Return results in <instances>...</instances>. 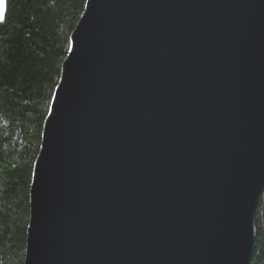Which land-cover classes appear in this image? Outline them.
<instances>
[{
    "label": "water",
    "instance_id": "water-1",
    "mask_svg": "<svg viewBox=\"0 0 264 264\" xmlns=\"http://www.w3.org/2000/svg\"><path fill=\"white\" fill-rule=\"evenodd\" d=\"M263 194L264 0H87L24 264H250Z\"/></svg>",
    "mask_w": 264,
    "mask_h": 264
},
{
    "label": "trees",
    "instance_id": "trees-1",
    "mask_svg": "<svg viewBox=\"0 0 264 264\" xmlns=\"http://www.w3.org/2000/svg\"><path fill=\"white\" fill-rule=\"evenodd\" d=\"M87 0H5L0 21V264H24L45 120ZM250 264H264V194Z\"/></svg>",
    "mask_w": 264,
    "mask_h": 264
},
{
    "label": "rangeland",
    "instance_id": "rangeland-1",
    "mask_svg": "<svg viewBox=\"0 0 264 264\" xmlns=\"http://www.w3.org/2000/svg\"><path fill=\"white\" fill-rule=\"evenodd\" d=\"M0 2H2V5H3L2 11H0V21H1V19L3 17V12H4V3H5V0H0Z\"/></svg>",
    "mask_w": 264,
    "mask_h": 264
},
{
    "label": "snow or ice",
    "instance_id": "snow-or-ice-1",
    "mask_svg": "<svg viewBox=\"0 0 264 264\" xmlns=\"http://www.w3.org/2000/svg\"><path fill=\"white\" fill-rule=\"evenodd\" d=\"M2 7H3L2 2H0V11H2Z\"/></svg>",
    "mask_w": 264,
    "mask_h": 264
}]
</instances>
